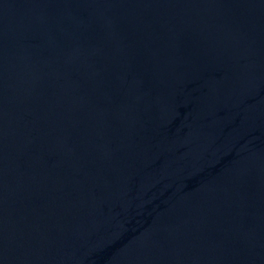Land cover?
I'll return each mask as SVG.
<instances>
[{
	"label": "water",
	"instance_id": "water-1",
	"mask_svg": "<svg viewBox=\"0 0 264 264\" xmlns=\"http://www.w3.org/2000/svg\"><path fill=\"white\" fill-rule=\"evenodd\" d=\"M0 264H264V0H0Z\"/></svg>",
	"mask_w": 264,
	"mask_h": 264
}]
</instances>
